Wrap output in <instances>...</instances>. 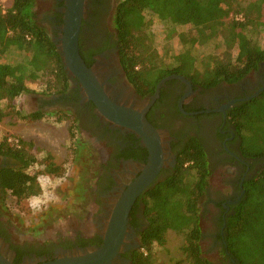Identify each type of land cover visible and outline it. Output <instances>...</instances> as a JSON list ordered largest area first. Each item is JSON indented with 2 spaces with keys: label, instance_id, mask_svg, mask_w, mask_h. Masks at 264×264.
<instances>
[{
  "label": "flooded vegetation",
  "instance_id": "obj_1",
  "mask_svg": "<svg viewBox=\"0 0 264 264\" xmlns=\"http://www.w3.org/2000/svg\"><path fill=\"white\" fill-rule=\"evenodd\" d=\"M120 1L85 0L84 3L78 52L94 81L85 87L64 71L68 83L64 92L29 94L36 101L29 114L57 112L72 116L79 131L73 155L76 162L83 158L81 166L85 177L74 189L81 207L68 218L67 230H60L54 237L36 238L34 242L19 236L22 234L20 225L13 226L6 218L4 202L9 193L0 185V256L12 264L40 258L53 260L58 257L59 249L74 251L99 246L112 211L132 185L146 178L150 179L149 183L135 198L128 214L125 243L129 249L120 254L131 260V253L140 248H135V243L141 246L140 233L147 227L142 196L173 174L178 154L193 140L201 146L209 171L204 195L209 199L200 202L199 225L201 228L205 210L204 216L209 218L213 228V233L209 234L203 233L201 228L200 242L209 237L212 248L219 245L222 249L225 247V218L244 195L245 182L264 167V157L242 154L236 127L230 119L233 108L264 91V62L237 82H219L212 87L199 85L181 74H169L156 83L152 92L142 95L129 83L120 62L118 37L113 26L114 11ZM63 10L64 0H36L37 23L55 46L62 36ZM169 76H180L184 80L167 79ZM163 79L165 81L159 84ZM158 84V96L152 100ZM89 94L104 95L107 101L102 102V111ZM114 106L129 112H144L158 137L153 142V152L144 146L139 133L109 119L104 111L114 117L117 113ZM153 157L159 163L157 170L147 168ZM21 165L13 156L0 155V171L17 170ZM214 175L218 188L216 196L211 198L209 178ZM226 264L232 263L228 260Z\"/></svg>",
  "mask_w": 264,
  "mask_h": 264
},
{
  "label": "trees",
  "instance_id": "obj_2",
  "mask_svg": "<svg viewBox=\"0 0 264 264\" xmlns=\"http://www.w3.org/2000/svg\"><path fill=\"white\" fill-rule=\"evenodd\" d=\"M246 0H122L115 8L113 26L119 44L121 65L127 79L138 93L152 92L156 83L169 74H181L204 87L219 82L234 83L264 62V44L254 32L264 37L260 20L261 2ZM36 0H11L0 6V57L11 50L20 59L14 64L0 63V102L12 101L33 93L29 80L48 78L49 93L64 92L68 86L56 46L36 20ZM169 25L188 26L178 33L182 46L167 59L154 46V34L146 13ZM243 20H235V15ZM230 17V18H229ZM213 41L221 50H212L198 58L196 52ZM0 107V121L5 116ZM15 114H19L16 112ZM43 114H29L28 121ZM244 156L264 157V91L230 111ZM23 140L0 139V155L13 156L21 167L0 171V185L18 202L38 196L42 188L38 175L43 172L58 177L62 171L50 158L44 159L42 171H29L40 164ZM42 165V164H40ZM209 171L201 146L193 140L177 158L173 174L142 196L147 227L140 233L139 249L131 253V264H157L154 249L165 245V234L182 235L181 251L189 264H211L202 256L200 239V202L205 195ZM244 195L225 218V262L264 264V167L246 181Z\"/></svg>",
  "mask_w": 264,
  "mask_h": 264
},
{
  "label": "rangeland",
  "instance_id": "obj_3",
  "mask_svg": "<svg viewBox=\"0 0 264 264\" xmlns=\"http://www.w3.org/2000/svg\"><path fill=\"white\" fill-rule=\"evenodd\" d=\"M255 1L246 0V3ZM10 5L11 0H0V6L3 9L10 7ZM36 9H38L37 6ZM260 17V20L264 22L263 1L261 2ZM145 18L150 22V30L154 34V46L161 55L170 59L183 50L178 42L177 34L187 32L188 26L169 25L158 20L150 12L145 14ZM253 36L260 45L264 44V37L261 32H254ZM218 46L219 42L213 41L206 47L200 48L196 52V56L200 58L209 51L221 50ZM19 59L17 51L11 50L0 57V63L14 64ZM47 80L48 78L29 80L27 87L33 93H49L46 85ZM29 94L31 93L22 94L12 101L0 102V107L6 113L0 121V139H12L15 142L21 139L30 143L29 150L34 153L36 160L40 161L42 165H32L29 171H42L45 168L42 161L48 157L55 165L62 168L58 177H52L44 172L38 175V183L42 191L36 197L18 202L10 194L6 196L4 209L9 223L13 226L19 224L20 227L18 228L22 233L19 236L34 242L36 238L54 237L60 230H67L68 218L71 214L75 215L81 207V201H79L74 189L78 186L79 181L85 177V174L83 175L81 166L83 165V158L80 162L79 160L76 162L73 155L79 131L72 116L56 112L44 113L39 120L28 121L23 119L22 117L29 115L36 105L35 99ZM16 112L19 114H15ZM215 176L209 178L211 198L216 196L215 192L218 188ZM220 178L222 179V177ZM208 199L209 197H204L202 201L207 202ZM204 212L205 210L202 213V231L205 234L213 233L209 218L204 216ZM16 233L18 232L16 231ZM182 244V235L168 231L165 234V245L154 249L157 264H189L183 260ZM212 245L209 237L203 238L200 242L202 256L211 264H226L221 247L217 245L212 248Z\"/></svg>",
  "mask_w": 264,
  "mask_h": 264
},
{
  "label": "water",
  "instance_id": "obj_4",
  "mask_svg": "<svg viewBox=\"0 0 264 264\" xmlns=\"http://www.w3.org/2000/svg\"><path fill=\"white\" fill-rule=\"evenodd\" d=\"M84 3L85 0H64L63 26L61 28L62 36L59 39L60 43L56 45V49L67 75L69 77H76L86 87L87 84L94 81V77L78 52V35L84 13ZM175 77L184 80L180 76H169L167 79ZM164 81L165 79L161 80L159 84ZM159 84L156 87V92L152 100L158 96ZM89 96L94 104L100 107L102 111L101 104L103 101H107L104 95L89 94ZM113 109H117L114 117H111L106 111L104 113L115 123L126 126L132 131L139 133L143 139L144 146L153 152V142L158 140V137L154 128L146 121L144 112L140 114L129 112L126 109H118L115 106ZM125 119H128V121ZM158 165L159 163H156L153 157L147 168L154 167L157 170ZM149 180L146 178L139 179L131 186L126 195L122 197L109 216L107 227L103 235L100 236L102 243L99 246L80 248L74 251L59 249L56 251L58 257L53 260L40 258L39 261H35L32 259L22 264H131V260H126L120 255L121 251L129 249V246L125 243L128 236V214L133 201L146 187ZM139 247L140 244L136 242L135 248ZM0 264L12 263L0 256Z\"/></svg>",
  "mask_w": 264,
  "mask_h": 264
},
{
  "label": "built area",
  "instance_id": "obj_5",
  "mask_svg": "<svg viewBox=\"0 0 264 264\" xmlns=\"http://www.w3.org/2000/svg\"><path fill=\"white\" fill-rule=\"evenodd\" d=\"M234 18H235V20H237V21H242V20H243V16L240 15V14L235 15Z\"/></svg>",
  "mask_w": 264,
  "mask_h": 264
},
{
  "label": "crops",
  "instance_id": "obj_6",
  "mask_svg": "<svg viewBox=\"0 0 264 264\" xmlns=\"http://www.w3.org/2000/svg\"><path fill=\"white\" fill-rule=\"evenodd\" d=\"M27 85V84H26Z\"/></svg>",
  "mask_w": 264,
  "mask_h": 264
}]
</instances>
